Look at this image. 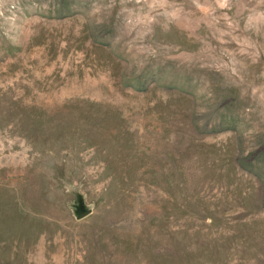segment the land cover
<instances>
[{
  "label": "rangeland",
  "instance_id": "rangeland-1",
  "mask_svg": "<svg viewBox=\"0 0 264 264\" xmlns=\"http://www.w3.org/2000/svg\"><path fill=\"white\" fill-rule=\"evenodd\" d=\"M0 264H264V0H0Z\"/></svg>",
  "mask_w": 264,
  "mask_h": 264
}]
</instances>
